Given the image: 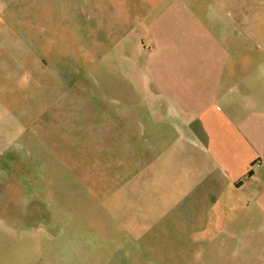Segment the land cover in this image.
<instances>
[{
  "label": "rangeland",
  "instance_id": "374dc122",
  "mask_svg": "<svg viewBox=\"0 0 264 264\" xmlns=\"http://www.w3.org/2000/svg\"><path fill=\"white\" fill-rule=\"evenodd\" d=\"M228 4L0 0V264H42L54 247L56 264H264L245 227L153 208L151 140L133 136L142 42L228 21L214 12Z\"/></svg>",
  "mask_w": 264,
  "mask_h": 264
},
{
  "label": "crops",
  "instance_id": "0c3cea01",
  "mask_svg": "<svg viewBox=\"0 0 264 264\" xmlns=\"http://www.w3.org/2000/svg\"><path fill=\"white\" fill-rule=\"evenodd\" d=\"M216 10L228 21L183 20L154 29L153 47L142 42L133 136L151 140L153 208L189 223L210 214L216 228L245 227L262 237L251 251L264 252V0H229ZM170 199L181 207L164 208ZM45 255L42 264H56L55 247Z\"/></svg>",
  "mask_w": 264,
  "mask_h": 264
},
{
  "label": "trees",
  "instance_id": "16d2710c",
  "mask_svg": "<svg viewBox=\"0 0 264 264\" xmlns=\"http://www.w3.org/2000/svg\"><path fill=\"white\" fill-rule=\"evenodd\" d=\"M249 174H251V172H249Z\"/></svg>",
  "mask_w": 264,
  "mask_h": 264
}]
</instances>
